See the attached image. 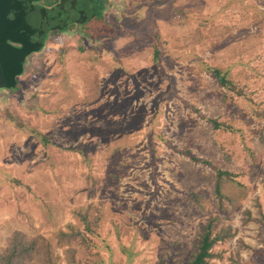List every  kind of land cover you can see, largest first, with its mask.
<instances>
[{"label": "rangeland", "instance_id": "1", "mask_svg": "<svg viewBox=\"0 0 264 264\" xmlns=\"http://www.w3.org/2000/svg\"><path fill=\"white\" fill-rule=\"evenodd\" d=\"M69 4L58 22L71 27L94 0ZM104 18L116 37L52 38L28 58L22 90L0 92V252L18 230L48 239L67 232L74 211L91 205L100 217L93 252L106 264H128L122 247L132 264L185 262L207 215L184 195L211 190L215 173L176 147L248 189L219 224L235 236L214 248L220 257L211 263L264 264L258 224L245 213L264 212V130L252 114L264 109V0H110ZM95 22L81 27L89 38ZM152 38L167 52L157 65ZM203 63L229 69L250 104L232 94L224 101ZM202 116L238 131H214ZM74 247L85 264L86 252ZM66 248L55 247L58 264Z\"/></svg>", "mask_w": 264, "mask_h": 264}, {"label": "trees", "instance_id": "2", "mask_svg": "<svg viewBox=\"0 0 264 264\" xmlns=\"http://www.w3.org/2000/svg\"><path fill=\"white\" fill-rule=\"evenodd\" d=\"M25 3V5L19 3L17 13L20 16L22 14L25 15V21L31 24H29L28 28L24 29L23 26L25 24H23L22 17H17V25L14 28L17 31L27 30V35L22 34L20 36L22 38L16 37V40H12L21 46L19 48H12L5 41L7 39L10 40L9 38L5 35L0 37V42H4L2 43L4 44L2 47L6 48L8 57L12 61V71L3 76L5 80V87L3 88L7 89V91L16 88L19 89L18 92L22 90V86L16 78L23 73L24 62L27 57L33 53H41L45 50L52 38H59L65 31L75 32V34H79L91 44H98L97 41L101 43L104 40H110L116 37L117 29L114 25H110L104 18V12L110 0H94V5L88 7L85 5V10L82 11V14L85 13V17L77 20L78 26L72 25L71 27L69 23L65 25L58 22V19L59 21H63V17H65V21L69 18L67 9L70 5L69 0H25ZM11 10L12 8L9 5L8 12ZM96 17H100V20L98 21ZM92 18L96 19V22L98 21L97 24L100 23V27L95 32L94 37L89 38L88 34L81 30V27L92 22L94 20ZM62 25L65 27H62ZM152 41L153 62L157 65L160 57L167 52L162 48L161 43H157L154 38H152ZM203 64L205 71L213 78L218 88L221 89L219 94H221L224 101H227L230 98V94H232L238 98H242L247 104H250L251 99L246 87L240 86L231 78L229 69H224L220 66H210L206 63ZM32 96L33 98L36 97L35 94ZM29 107L32 108L31 106ZM256 109H252V114L262 124L258 132L263 133L264 109ZM7 118L11 122H16L19 127L23 126L18 116L11 115L7 112ZM202 118L210 124L214 131L219 130L223 133H235L238 131L233 126L219 122L217 119L206 118L205 116H202ZM33 133L37 137L42 138L45 146L49 144L50 141L47 136L34 130ZM167 144L169 143L167 142ZM174 149L190 158L195 164L202 163L211 166L215 173L211 190L203 188L198 191H188L184 195L186 204L198 208L207 215V218L201 224V229L193 241V249L187 256V260L180 263L212 264L211 261L213 259L220 257V255L215 253L214 248L219 243H224L235 236L230 227L219 228L218 226L223 220L228 219L229 210H235L241 207V201L246 198L248 189L236 180L237 176L235 173L212 165L209 161L196 157L189 150H180L176 147ZM247 153L253 159V166L258 167V157L249 149H247ZM90 208L91 205L86 209L79 208L75 210L74 217L77 220V224L68 223L67 232L57 230L52 239L38 234L29 236L24 231L19 230L13 232L6 248L0 252V264H58L59 257L56 255L55 247L64 245L67 246L64 251L65 264H82V261L76 258L77 248L74 247L75 245L86 252L87 258L85 264H106L98 252H93V247H97V245L94 244L92 237H100L97 232L100 217L98 215L96 216L95 213H91ZM95 211L98 212V209L95 208ZM245 213L247 215L246 221L258 224V242L264 246V212L260 209L258 218L252 217L250 211H245ZM53 241L56 244H53ZM122 250L128 255V264H132L134 254L126 251L124 247H122ZM167 264L171 263L169 262Z\"/></svg>", "mask_w": 264, "mask_h": 264}, {"label": "water", "instance_id": "3", "mask_svg": "<svg viewBox=\"0 0 264 264\" xmlns=\"http://www.w3.org/2000/svg\"><path fill=\"white\" fill-rule=\"evenodd\" d=\"M19 3H23L22 5H25V0H0V37L2 35H5L7 38H9L10 40H16V37L18 38H22L20 37L22 34L27 35V30H16L14 27L17 25L16 21H17V17H22L23 20V24H25L23 26L24 29L28 28L29 24L25 21L24 17H26L25 15H19V13H17L18 10V6ZM9 5L11 6L12 10L10 12H8L9 9ZM18 34V35H17ZM17 65L19 66V63L17 62ZM1 71V70H0ZM5 87V80L3 78V76L0 73V88Z\"/></svg>", "mask_w": 264, "mask_h": 264}, {"label": "flooded vegetation", "instance_id": "4", "mask_svg": "<svg viewBox=\"0 0 264 264\" xmlns=\"http://www.w3.org/2000/svg\"><path fill=\"white\" fill-rule=\"evenodd\" d=\"M40 5H42V4L40 3ZM64 33H67V34L69 33L70 35L71 34L73 35V32L65 31L62 34H64ZM74 34H75V32H74ZM5 41H6L7 45H9L12 48H19L21 46L19 43L15 42V41H12V40H8L7 39ZM2 43H4V42H0V70H1L0 73H1L2 76H4L5 74H7L10 71H12V65H11L12 61L8 57L6 48L2 47V46H4V44H2ZM35 54H37V53L31 54L25 60V62H24V71H25V66H26V64L28 62V58L33 56V55H35ZM24 71H23V73H24ZM23 73L21 75L17 76L16 80H18V78H20L23 75ZM2 91H7V89L0 88V92H2Z\"/></svg>", "mask_w": 264, "mask_h": 264}]
</instances>
